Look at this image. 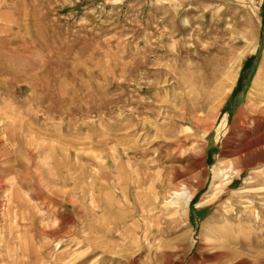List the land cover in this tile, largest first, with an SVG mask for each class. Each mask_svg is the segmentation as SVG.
Returning a JSON list of instances; mask_svg holds the SVG:
<instances>
[{
	"label": "rangeland",
	"instance_id": "374dc122",
	"mask_svg": "<svg viewBox=\"0 0 264 264\" xmlns=\"http://www.w3.org/2000/svg\"><path fill=\"white\" fill-rule=\"evenodd\" d=\"M0 264H264V0H0Z\"/></svg>",
	"mask_w": 264,
	"mask_h": 264
},
{
	"label": "bare ground",
	"instance_id": "6f19581e",
	"mask_svg": "<svg viewBox=\"0 0 264 264\" xmlns=\"http://www.w3.org/2000/svg\"><path fill=\"white\" fill-rule=\"evenodd\" d=\"M14 197L16 199V202L18 203V206H21V205L25 206L26 202L24 200L20 199L21 197H19V193L17 191H14ZM193 197H192V194L190 192H188L187 190H183L181 193L175 192L172 196V200L170 201V203L173 205L174 209L177 212L178 209L179 210L182 209L183 204H185V203L189 204ZM168 205H169V203H168Z\"/></svg>",
	"mask_w": 264,
	"mask_h": 264
}]
</instances>
